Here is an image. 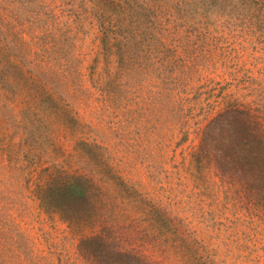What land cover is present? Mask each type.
Listing matches in <instances>:
<instances>
[{
  "label": "rangeland",
  "instance_id": "rangeland-1",
  "mask_svg": "<svg viewBox=\"0 0 264 264\" xmlns=\"http://www.w3.org/2000/svg\"><path fill=\"white\" fill-rule=\"evenodd\" d=\"M0 264H264V0H0Z\"/></svg>",
  "mask_w": 264,
  "mask_h": 264
}]
</instances>
